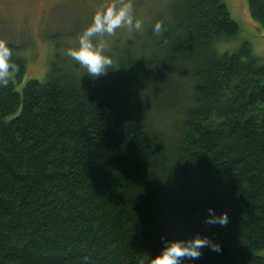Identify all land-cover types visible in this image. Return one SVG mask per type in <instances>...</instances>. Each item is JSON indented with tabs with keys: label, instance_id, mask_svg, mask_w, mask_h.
I'll return each instance as SVG.
<instances>
[{
	"label": "trees",
	"instance_id": "trees-1",
	"mask_svg": "<svg viewBox=\"0 0 264 264\" xmlns=\"http://www.w3.org/2000/svg\"><path fill=\"white\" fill-rule=\"evenodd\" d=\"M247 1L264 25V0ZM239 28L225 0H172L96 79L57 55L19 89L26 61L12 56L0 87V264H138L162 237L196 233L222 250L205 247L195 264H264V62L249 43L217 49ZM153 79H166L159 106L182 111L174 143L140 113ZM210 205L227 224L205 222Z\"/></svg>",
	"mask_w": 264,
	"mask_h": 264
},
{
	"label": "rangeland",
	"instance_id": "rangeland-1",
	"mask_svg": "<svg viewBox=\"0 0 264 264\" xmlns=\"http://www.w3.org/2000/svg\"><path fill=\"white\" fill-rule=\"evenodd\" d=\"M171 1L132 0L136 17L142 20V28L130 30L124 26L111 36L105 34L103 39L108 42L107 53L112 57L117 56L126 48V41L132 36L138 49V34L144 32L157 12L163 11ZM225 1L240 28L233 38L217 43L218 51H237L244 43H249L252 52L264 62V25L252 17L247 0ZM107 2L109 0H0V40L14 45L12 56L21 55L26 61V71L18 88L21 89L29 78L44 80L57 55L61 62L74 65L76 61L66 55V49L78 44L79 35L91 23L97 8ZM84 70L82 66L81 73ZM15 71L14 65L10 75L13 76ZM165 81L153 79L149 84L142 85L144 100L139 106L140 113L152 122L156 130L164 133L170 144L178 137L182 111L159 106L161 100L165 99V105L166 100H170L167 89L163 91ZM182 88L177 97L189 94L188 86Z\"/></svg>",
	"mask_w": 264,
	"mask_h": 264
},
{
	"label": "clouds",
	"instance_id": "clouds-1",
	"mask_svg": "<svg viewBox=\"0 0 264 264\" xmlns=\"http://www.w3.org/2000/svg\"><path fill=\"white\" fill-rule=\"evenodd\" d=\"M126 26L128 29L140 30L142 20L137 18L134 12L132 0H109L97 8L92 16L91 23L82 31L75 47L66 49V55L71 57L79 65L86 69V73L93 79L114 68L113 58L106 51L107 41L104 35L115 34L118 28ZM153 32L159 34L163 30L161 21L153 26ZM13 53L5 40H0V87L9 85L11 69L14 67L11 61ZM208 215L205 217L207 224L225 225L228 223V212H217L214 205L208 207ZM163 245L155 255L141 257L138 264H195L202 255L205 247L213 251H221L222 245L211 236L196 233L187 237H162ZM89 258L84 257L87 264Z\"/></svg>",
	"mask_w": 264,
	"mask_h": 264
}]
</instances>
